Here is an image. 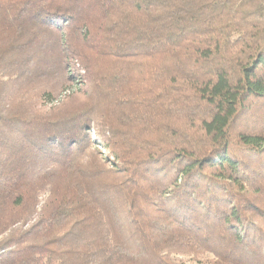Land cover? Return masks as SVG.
Masks as SVG:
<instances>
[{
    "label": "trees",
    "instance_id": "1",
    "mask_svg": "<svg viewBox=\"0 0 264 264\" xmlns=\"http://www.w3.org/2000/svg\"><path fill=\"white\" fill-rule=\"evenodd\" d=\"M0 237V264H264V0H0Z\"/></svg>",
    "mask_w": 264,
    "mask_h": 264
},
{
    "label": "rangeland",
    "instance_id": "2",
    "mask_svg": "<svg viewBox=\"0 0 264 264\" xmlns=\"http://www.w3.org/2000/svg\"><path fill=\"white\" fill-rule=\"evenodd\" d=\"M78 89V86H76V87H73L72 85H71V87H69V89H67L64 93H63V95L65 96L66 94H72L73 95V93H78L76 90ZM63 95H61V96H59L58 97V101H60V100H62L63 99ZM57 100L56 101H54V103H57ZM0 239H1V237H0Z\"/></svg>",
    "mask_w": 264,
    "mask_h": 264
}]
</instances>
